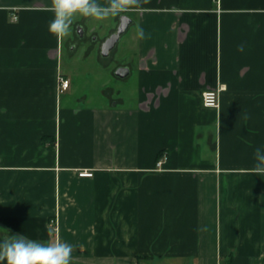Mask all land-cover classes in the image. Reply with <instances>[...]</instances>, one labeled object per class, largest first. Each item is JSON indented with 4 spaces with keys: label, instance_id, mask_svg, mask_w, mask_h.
<instances>
[{
    "label": "crops",
    "instance_id": "crops-1",
    "mask_svg": "<svg viewBox=\"0 0 264 264\" xmlns=\"http://www.w3.org/2000/svg\"><path fill=\"white\" fill-rule=\"evenodd\" d=\"M51 3L0 0V236L70 264H263L264 0H130L59 39Z\"/></svg>",
    "mask_w": 264,
    "mask_h": 264
},
{
    "label": "clouds",
    "instance_id": "clouds-1",
    "mask_svg": "<svg viewBox=\"0 0 264 264\" xmlns=\"http://www.w3.org/2000/svg\"><path fill=\"white\" fill-rule=\"evenodd\" d=\"M129 2L109 0L105 8L98 0H52L50 10L54 16L48 24V31L58 39L67 37L77 16L98 18L116 14L125 10ZM239 50H244L243 45ZM252 171L258 176L264 175V144L255 148ZM6 231V237L0 236V264H70L71 244L62 240L41 242L25 235H10L9 230Z\"/></svg>",
    "mask_w": 264,
    "mask_h": 264
},
{
    "label": "built area",
    "instance_id": "built-area-1",
    "mask_svg": "<svg viewBox=\"0 0 264 264\" xmlns=\"http://www.w3.org/2000/svg\"><path fill=\"white\" fill-rule=\"evenodd\" d=\"M16 19V16L14 17ZM61 89L66 90L69 87V80L61 79L60 80ZM226 87L224 85H221L216 90H209L205 91L202 95V101L203 105L207 108H218L219 107V99H220V93L224 91ZM166 155L162 156V159H160L157 163V167L161 168L163 164V160L165 159ZM80 177H92L93 173L88 171H82L79 174Z\"/></svg>",
    "mask_w": 264,
    "mask_h": 264
},
{
    "label": "water",
    "instance_id": "water-1",
    "mask_svg": "<svg viewBox=\"0 0 264 264\" xmlns=\"http://www.w3.org/2000/svg\"><path fill=\"white\" fill-rule=\"evenodd\" d=\"M130 23V19L126 16L121 17L120 25L117 31L112 34L103 44L102 53L103 55H108L109 51L116 45L120 37L125 33Z\"/></svg>",
    "mask_w": 264,
    "mask_h": 264
},
{
    "label": "trees",
    "instance_id": "trees-1",
    "mask_svg": "<svg viewBox=\"0 0 264 264\" xmlns=\"http://www.w3.org/2000/svg\"><path fill=\"white\" fill-rule=\"evenodd\" d=\"M226 264H230V262L226 263ZM263 264H264V261H263Z\"/></svg>",
    "mask_w": 264,
    "mask_h": 264
}]
</instances>
